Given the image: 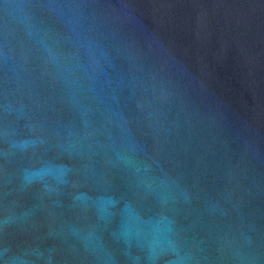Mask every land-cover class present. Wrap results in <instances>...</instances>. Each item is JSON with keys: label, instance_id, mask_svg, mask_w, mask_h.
<instances>
[{"label": "water", "instance_id": "obj_1", "mask_svg": "<svg viewBox=\"0 0 264 264\" xmlns=\"http://www.w3.org/2000/svg\"><path fill=\"white\" fill-rule=\"evenodd\" d=\"M0 264H264V0H0Z\"/></svg>", "mask_w": 264, "mask_h": 264}]
</instances>
